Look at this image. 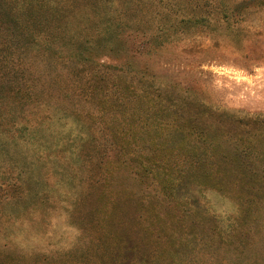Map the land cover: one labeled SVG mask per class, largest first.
Segmentation results:
<instances>
[{
	"label": "rangeland",
	"instance_id": "rangeland-1",
	"mask_svg": "<svg viewBox=\"0 0 264 264\" xmlns=\"http://www.w3.org/2000/svg\"><path fill=\"white\" fill-rule=\"evenodd\" d=\"M26 5L0 0V60L16 62L8 101L7 77L0 78V264L264 262V233L249 238L251 259L239 257L241 246L229 239L213 240L215 228L226 236L235 203L215 194L209 179L201 192L199 178L180 173L186 150L209 137L196 121L170 118L177 106L166 110L162 97L182 96L230 115L234 124H225L223 139L264 133V7L251 8L228 28L212 0L42 2L36 11L65 14L57 25L65 48L93 38L88 46L122 45L119 56L107 53L89 63L70 55L50 61L39 38L18 27L16 33L6 14L20 16ZM201 16L207 19L199 22ZM182 17L196 22H180ZM105 29L109 33L100 36ZM104 71L120 89L148 93L141 103L128 98L119 110L109 105L120 120L116 133L110 127L113 114L101 116L100 101L90 94ZM160 93L150 103L149 94ZM190 107L185 115L195 112ZM216 117L209 122L219 124ZM100 142L115 143L117 150L105 154ZM124 156L133 160L132 170L115 173L110 196L102 199L100 159ZM138 159L149 167V179L142 178ZM170 177L193 183L177 192L163 182ZM172 197L203 222L195 232L179 231L164 218ZM129 241L132 253L123 248Z\"/></svg>",
	"mask_w": 264,
	"mask_h": 264
},
{
	"label": "trees",
	"instance_id": "trees-1",
	"mask_svg": "<svg viewBox=\"0 0 264 264\" xmlns=\"http://www.w3.org/2000/svg\"><path fill=\"white\" fill-rule=\"evenodd\" d=\"M23 1L26 2L28 10L20 16L7 13V19L11 22L13 30L16 33L19 34L17 30L18 27L27 34L30 32L39 38V45L49 57L50 61H57L62 56L65 57V55H70L71 57L73 56L77 62L93 63L96 62V58L99 55L101 57L107 53H112L119 56L124 52H122L123 48H121L122 45L121 47L119 46V43L109 46L100 45V48L88 46L86 42L89 40L95 41L96 39L94 38L83 41L75 40L76 46L71 49L65 48L66 44L63 39V33L62 35L57 33V25L64 23L65 14L55 17L47 10H42L41 8L36 11V8L45 0ZM212 2L213 6L216 8V15L221 21L226 23L228 28H233V25L236 26L239 24L241 18H243L244 14L251 8L264 7V0H212ZM206 19L207 18L204 16L198 17L199 22ZM107 21L108 17H103L101 23H106ZM180 22L195 23L196 20L193 17H182ZM100 27L102 28L103 25L100 24ZM124 32L125 31L121 33L116 32L115 36L120 38ZM107 33H109L107 29H105L103 33L100 31V36ZM28 36H30V34H28ZM17 38L20 40L19 37ZM72 39L73 37H70V40ZM5 61V59L3 61L0 60V72L2 69L7 68V66L10 69L3 76L0 75V78L3 79L7 77V85L4 87L7 88L9 92L4 98L8 101L12 98L11 91L14 86L12 76H15L16 62L12 61L11 64ZM104 72L105 73H100V82L98 81V84L93 85L91 90L92 93L90 94L93 98L100 101V110L104 111L101 116L105 115L107 112L113 114L109 118L111 122L110 127H112L113 131L116 133L115 127L120 122L116 117V111L125 104L128 98L137 99L139 100L138 103L144 102L142 98L148 93L140 94L136 91L132 94L131 91L126 89L127 86H123V88L120 89L119 85L114 83L115 78H112L108 71ZM107 76H110L111 79ZM90 86L86 88L87 91ZM29 95H31V92H29ZM15 96L18 97L17 95ZM157 96L160 97L161 93L149 94L150 103H155ZM162 97L166 99L168 105L166 110L173 109L171 106H177L175 110L173 109L174 113H168L170 114V118L177 121H182L184 118L190 122L196 121L198 123V129L202 131V136L206 135L209 137L208 140H201L200 138L201 142L199 144H194L191 149L186 150L187 159L184 160L180 173L199 178L201 182L198 183V185L201 192L208 189L206 187V182L209 179V182H211V190L215 194L230 199L235 203L237 209L236 215H234V221L230 223L229 229L224 231L226 236H224L222 231L215 228L213 240L216 239L221 243L223 239H229L233 245L241 246L242 250L239 251V257L250 258L251 253L249 255L247 251L251 250L253 243L249 238L253 234L261 233L262 235L264 233V133L247 138L241 134L239 136L236 135L234 139L230 137L223 139L225 124H228L227 122L234 124V122L228 119L230 115L223 112L218 113L211 111L209 108L203 107L193 100L183 99L184 97L182 96L162 93ZM34 98L36 99V97ZM2 101L3 100L0 98V102ZM109 105L111 107L118 106V108L117 110H111ZM187 106H192L190 108L194 109L195 112L188 110L192 113L185 115L183 112L186 111L185 108ZM213 115L219 118V124L209 122V120L215 121L212 119ZM199 123L202 127L199 126ZM235 123L240 124L237 121H235ZM114 144L115 143L100 142V151L108 154L110 150H117V148H114ZM0 145H2L1 142ZM122 150L123 149H120V151ZM22 166L23 164L15 167V169H19ZM132 166L133 160L129 156H124L121 159L118 158L115 160L107 157L100 159V182L104 188L102 191V199L103 197L106 198L110 196L107 189L113 184L112 177L115 173L118 174L124 170L130 172ZM136 166L142 169V178H150L151 173L149 167L145 166L142 159L137 160ZM19 175H21V173L18 170L17 178H19ZM158 176L161 175L158 174ZM163 182L169 183L170 185L172 184L173 190L176 189L177 192H180L181 189H188V186L193 183L191 179L176 182L174 177L165 179ZM167 202H170L169 199ZM170 203H172L170 204L172 210H167V213H164V218L170 222V226L179 229V231L180 229L185 230L187 228L189 231L193 230L195 232L196 227L199 228L203 225L201 219L193 218L192 214L189 213L187 209L181 208L175 198L172 197ZM174 213H176V215ZM155 216L158 218L157 213H155ZM175 235V233L168 234V238L171 242H175V238L173 237ZM216 247L219 248L221 246ZM123 248L125 250H130L129 253L134 251L130 241L128 244H125ZM246 263L264 264V262L259 263L257 260H248Z\"/></svg>",
	"mask_w": 264,
	"mask_h": 264
}]
</instances>
